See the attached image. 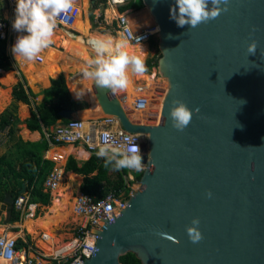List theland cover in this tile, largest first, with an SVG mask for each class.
Returning <instances> with one entry per match:
<instances>
[{
  "label": "water",
  "instance_id": "95a60500",
  "mask_svg": "<svg viewBox=\"0 0 264 264\" xmlns=\"http://www.w3.org/2000/svg\"><path fill=\"white\" fill-rule=\"evenodd\" d=\"M142 3L159 27L157 69L168 89L158 122L147 124L92 81L101 112L147 135L148 168L120 214L101 218L83 264H123L128 252L142 264H264V0H230L227 12L194 29L170 19L174 0ZM252 40L257 52L249 55ZM173 99L199 110L182 132L168 116ZM193 218L203 235L195 244L185 231Z\"/></svg>",
  "mask_w": 264,
  "mask_h": 264
},
{
  "label": "built area",
  "instance_id": "2783aa9c",
  "mask_svg": "<svg viewBox=\"0 0 264 264\" xmlns=\"http://www.w3.org/2000/svg\"><path fill=\"white\" fill-rule=\"evenodd\" d=\"M11 2L12 13H14L16 0H9ZM81 1L76 0L74 8L67 14L61 15L57 18V25L70 33L77 34L73 27L77 18L81 17ZM95 0H88L92 3ZM139 0H105L108 7H114L116 13L113 15L115 20V30L122 38L126 39L132 44H149L151 38L158 36L159 27L154 23L150 28H142L138 31L132 28L131 22L128 19V11H133V8L120 11V6L129 3L134 4ZM26 33H18L12 29L11 21L5 17V20H0V39L6 40L8 44V53L13 57L10 49L15 43L18 35ZM135 37H140L139 43ZM148 47V46H147ZM147 57V56H146ZM165 94V93H164ZM162 94V99L164 97ZM148 97L145 93H138L132 102L134 110H144L148 106ZM160 112L162 110V101L160 102ZM160 117V113H159ZM89 125L86 126V121L80 118H70L66 121H60L55 124L50 130L45 132L50 144H73L81 146L87 152L92 154L97 149L110 147H124L129 144L130 138L140 136L135 143L139 145L141 154L147 146V135L139 133H130L125 131L119 124L117 118L113 115H107L102 118L88 119ZM9 130L3 129L0 131V138L5 136ZM148 168V162L143 165V171ZM128 170V176L133 178L134 170ZM143 171H140L141 173ZM62 181V172L52 170L47 175L43 182V191L52 194ZM132 194V191L131 193ZM54 195V193H53ZM52 195V197H53ZM28 196L20 195L15 201V209L23 213L28 207L32 206L28 203ZM74 199L73 215H75L80 222L74 228L72 238L68 240L67 246L61 247L50 255H46L41 251V256H31L29 254L28 245L19 246L18 239H22L25 243L26 239L7 236V231L4 229L0 233V259L7 264H83L85 257L90 258L94 250L96 239L99 235L95 233V229L101 231L105 221L103 219L113 220L120 214L121 208L126 204L127 200L121 196H115L114 193L109 192L102 198H95L81 191H71L70 201ZM30 214V213H29ZM114 214V217H113ZM59 228H54L58 231ZM42 239H46L44 232L39 234ZM55 235H57L55 233ZM62 242H65L63 239ZM54 246V244H53Z\"/></svg>",
  "mask_w": 264,
  "mask_h": 264
},
{
  "label": "clouds",
  "instance_id": "9594fccd",
  "mask_svg": "<svg viewBox=\"0 0 264 264\" xmlns=\"http://www.w3.org/2000/svg\"><path fill=\"white\" fill-rule=\"evenodd\" d=\"M230 0H174L169 8V16L178 27L187 26L190 29L197 28L201 24L218 19L222 13L229 10ZM76 0H16L14 18L11 22L12 29L18 33L15 43L11 46L14 57L26 62H33L45 49L53 43L57 18L62 14L67 15L75 6ZM140 37H135L139 43ZM95 52L94 58L87 61L83 70V76L94 81L101 89L110 90L113 94L128 88L129 72L143 75L146 64L143 59L136 55H129L124 51L126 42L112 45L111 39H93L91 41ZM246 51L249 55L257 52V42L252 40L247 44ZM264 56V53L261 54ZM194 111L179 100L173 99L168 111L171 126L177 131H184L192 122ZM140 136L130 138L129 144L124 147L101 148L97 153L105 158V167L111 166L112 170L122 169L143 171L142 155L139 145L135 141ZM211 198L212 193H205ZM199 219L193 218L191 226L185 231L192 243H199L203 235L199 230ZM162 238L172 239L166 233H157ZM115 243V241H113Z\"/></svg>",
  "mask_w": 264,
  "mask_h": 264
},
{
  "label": "trees",
  "instance_id": "16d2710c",
  "mask_svg": "<svg viewBox=\"0 0 264 264\" xmlns=\"http://www.w3.org/2000/svg\"><path fill=\"white\" fill-rule=\"evenodd\" d=\"M100 2L105 3V0H95L91 6V12ZM130 8H134V4L122 5L119 9L124 11ZM90 18L93 22L92 13ZM102 18L103 15L100 16V19ZM0 20H5L1 11ZM89 25L88 18H86L82 33L84 37L88 36L90 32ZM79 26L83 27L82 21ZM113 26L115 27V23ZM79 35L72 33L75 39L79 38ZM149 45L155 48L156 53L147 61V66L149 68L157 67L158 59L161 56L158 49V40L151 38ZM13 65V60L8 53L7 41L0 39V69L7 71L12 69ZM55 79L52 86L46 90L48 95L46 100L39 105L34 100L36 94L27 85L23 76L12 87V98L18 105L22 106L24 116L26 115L24 119L26 127L30 131H39L42 134V139L38 142H25L33 150V162H24L16 167L5 155L0 156V202L7 211V218L4 223H13L21 220L22 212L16 210L14 206L16 199L20 195L29 196L28 203L31 204L41 203L47 206L51 203L50 193L43 191V182L54 167V162L42 157V152L47 150L50 145V141L45 137L44 128L49 129L59 119L66 121L67 119H63L59 114L63 109L77 110L85 108L84 102L77 101L71 97L62 74L55 76ZM13 117L12 114L4 115L0 122V130L9 125ZM99 151L100 149H97L87 160L81 162L73 156H69L64 165V171H73L83 176L80 191L85 194L98 199L112 192L115 196H121L127 200L132 191V183L139 181L142 173L134 172L133 179H128L127 169L114 171L111 166L105 167V158L97 155ZM23 188L24 190L22 191ZM29 239V236H27L26 243L22 239H18V245L27 246ZM120 261L123 264H142L136 255L131 252L120 256Z\"/></svg>",
  "mask_w": 264,
  "mask_h": 264
},
{
  "label": "bare ground",
  "instance_id": "6f19581e",
  "mask_svg": "<svg viewBox=\"0 0 264 264\" xmlns=\"http://www.w3.org/2000/svg\"><path fill=\"white\" fill-rule=\"evenodd\" d=\"M147 10L148 11L146 13L145 11H142L132 15L131 19L133 22L130 20L132 24H138L139 27L148 24V19L150 16L149 13L151 14V12L148 8ZM115 13L116 10L114 7H110L106 10L107 17H112V15H114ZM151 17L155 23V19L152 14ZM77 22L78 19L76 20L75 25L77 24ZM99 38L106 40L110 38L113 46L120 42H126L125 48L123 50L128 52L129 55H136L143 60L148 54V48L146 44L129 43L120 35L112 36L109 33L100 34L97 32L93 33V35L90 36V42L93 39ZM53 40L54 43L52 44V46L54 47L50 46L49 48L45 49L33 62H26L18 58L20 67L28 77L29 84L35 90L46 87L49 82V76L56 73L57 71L70 72L73 67H76L78 69V74L69 77L70 90L76 98H83L89 101V103L91 104L90 106L97 108L96 114H99L101 112V109L98 105L94 91L92 90L93 80L84 77L82 74L83 70L87 66V61L90 58H94L95 56L92 45L86 44L81 40H74L60 29H55ZM55 47H61L62 50L58 51ZM57 57L61 60L58 61V59H56ZM34 66L36 67L34 68ZM32 69L35 73L32 72ZM7 80L8 82L14 81L12 78H8ZM129 80L130 83L128 88L124 91L117 92L116 95L120 96V98L124 97L123 99H125V102L122 103L125 106V109L130 118L134 120L139 119L144 121L146 118L155 115V117H158L159 120V108L162 99H160L159 103H156V99L154 97L158 93L164 94L167 91V78L165 77L164 79H158L155 71L150 73L145 72L143 75H137L129 72ZM138 93H145L148 97L149 102L148 106L144 110L136 111L132 107V102L134 97ZM90 114V109L82 111L81 113L82 119L86 121V126L89 125L87 119L90 117ZM67 176L69 178L70 173H68ZM70 196L71 193L66 191V187L59 184L56 190V195L54 196L51 205L47 208V211L42 216L34 218L32 213L35 210L36 206L32 205L29 210V212L32 213L27 215V218L21 224V227H23L27 233H30L34 236H38L39 232H44L46 239H42L40 237L37 242H39L42 252L46 255H50L61 247L68 245V243L62 242V240L64 239V235L62 234L57 236L55 235L53 230L54 228L59 227L61 224L68 222V218L72 216L74 203L73 201L69 200ZM3 230L4 226L1 225L0 233ZM17 235H19V232H7V236L9 237H16ZM0 264L7 263L0 259Z\"/></svg>",
  "mask_w": 264,
  "mask_h": 264
},
{
  "label": "rangeland",
  "instance_id": "374dc122",
  "mask_svg": "<svg viewBox=\"0 0 264 264\" xmlns=\"http://www.w3.org/2000/svg\"><path fill=\"white\" fill-rule=\"evenodd\" d=\"M82 3H81L82 14H81V17L78 18V22L75 25V29L80 30V32H77V34L80 33V39L79 40L83 41L86 44L92 45L91 42H90V36H92L93 33H97V32L100 33V34L109 33L112 36H118V33L116 32L115 27L113 26L114 23H115L113 15H112V17H107V15H106V10L108 8H110V7H108V5L106 3L100 2L98 4V6L94 10H92V12H91V6H92L91 3H88L87 6H86V3H84V1ZM0 11L3 13L4 17H6L7 19H9L12 22V20L14 18V13L11 12L12 11L11 2L9 0H0ZM142 11H145V13H146L148 11L147 10V6H145L142 3V0L136 1L134 3L133 11L128 12L129 13V15H128L129 21L130 20L132 21V19H131L132 15H134L135 13L142 12ZM91 13H92L93 18H94L93 22L96 23V25H94V23L91 21V18H90V14ZM101 15H103L102 19H100ZM149 15L150 16H149V19H148V24H146L144 26H141V27H139L138 24L137 25L132 24L133 21L132 22L130 21L131 25H132V28L134 30L138 31V30H140L142 28H150V27H152L154 25V21H153L150 13H149ZM86 18H88V21L90 23V25H89V31L90 32H89V35L87 37H84L82 35L83 30L81 31V29H83L84 26H85ZM81 21H83V28L79 26V23ZM56 29H60L65 34L69 35V32L63 30L60 25H57ZM155 39L158 40V36H155ZM146 46H148L147 47L148 48V54H147V57L144 59V62L146 64V68H147L146 73H150V72L155 71L156 74H157V78L158 79L159 78L160 79H164L165 77L162 76L159 73L157 67L149 68L147 66V61L149 59H151L155 55L156 52H155V48L154 47L150 46L149 44L148 45L146 44ZM51 47H54V46L51 45ZM55 48L58 51L62 50L61 47H55ZM60 60L61 59L58 58V61H60ZM71 67H73V66H71ZM8 71H10L13 75L16 74L17 77L15 79V82L10 86V96H9L10 100H7L6 95L3 93V91L0 90V100H2L3 102H7V105L4 107V109L0 111V122H1V119L3 118L4 115L12 114L14 116L12 118V120H13L12 122H13V124L15 126H17L18 125V104L13 100L12 94H11V90H12V87L21 79V76H23V78L26 80L28 86H30V84L28 82V78H27L26 74L24 73L23 69L18 64H14L13 68L8 70ZM58 72L59 71H57L56 73H58ZM56 73H54V74H56ZM64 73H66L68 77L69 76H73V75L78 74V69L76 67H73V69H71L70 72L64 71ZM2 77H3V72L0 73V89L1 88H6V85L3 82ZM154 98L156 99L155 100L156 103H159L160 99H162V94L158 93ZM77 99H83V98H77ZM0 105H1V102H0ZM158 108H159V106H158ZM86 110H89V109H85V111ZM105 116H107V114H104L103 112H101L99 114L91 113L90 117L88 119H91V118H93V119L102 118V117H105ZM76 117L82 119L81 114H77ZM72 118H74V117H72ZM156 120L158 122V117L156 118L155 115H152L149 118H146L144 121L143 120H139V119L136 120V121H141V122L147 123V124H156L157 123ZM9 127L4 128V129L9 130V132L7 134H5L6 138H5V136L3 138H0V145L3 144L2 141H3L4 138H5V141H6L5 143H9L10 141H12V139H13L12 137H15V136H13L14 132L12 133V131L9 129ZM58 164H57V167H59ZM132 175H133V173H132ZM129 176H128V179H133V178H131ZM70 179H69V181L71 183V180H73V179H71V180ZM4 181L6 182V180H4ZM69 181H67V183H65V184L67 185ZM5 185H7V184H5ZM72 185H74L73 181H72ZM74 187L75 186H72V188H74ZM139 187H140L139 181H136V182L132 183V185H131L132 193L134 191H136ZM76 191H78V187L76 188ZM72 201L74 203V199ZM49 205H47V206H38L37 208H35L33 213L29 212V209L27 207L22 213L21 220L13 222V223H4V221L7 218V211L3 208V206H0V224L4 226V229L7 232L8 231H10V232H19V237L20 238L26 239V237L29 236L30 239H29L28 250H29V254L31 256H41V254H40L41 251H42L41 248H40L41 246H40L39 242H37V241L41 237L39 234L42 233V232H39L38 236H34V235L30 234V233H27L26 230L23 227H21V224L27 218V215H29V213H32L34 218L42 216L47 211V208L49 207ZM72 213H73V210H72ZM78 222H80V219H78L75 215L72 214V216L69 217L68 222H66L64 224H61L59 227H57V228H59V230L55 231V233L57 234V236L63 234L64 235V240H65V242H67L68 240H70L72 238V235H73V232H74V228H75V226L77 225Z\"/></svg>",
  "mask_w": 264,
  "mask_h": 264
},
{
  "label": "crops",
  "instance_id": "0c3cea01",
  "mask_svg": "<svg viewBox=\"0 0 264 264\" xmlns=\"http://www.w3.org/2000/svg\"><path fill=\"white\" fill-rule=\"evenodd\" d=\"M83 1L84 0H82L81 3ZM84 3H86V6L88 5V1L87 0H85ZM75 22H74V25H73L74 28H75ZM63 30H65V29H63ZM75 30H77V29H75ZM82 30H84V28L81 29V31ZM77 32H80V30H77ZM69 36L72 39H74V40H79L80 39V35H79V38L75 39L72 36V33H70V32H69ZM11 59L13 60L14 64H18L20 66V62H19L18 58L14 59V57H11ZM56 59H58V58H56ZM35 67L36 66H34V68ZM1 72H3L2 79H3V82L6 85V88H1L0 90L3 91V93L6 95L7 100H10L9 99L10 86L15 82V79H16L17 75L16 74L13 75L10 71H8V70L6 71V70H3V69H0V73ZM32 72L35 73L33 69H32ZM59 74H62L64 76L65 83H66L67 89H68L71 97L73 99L77 100V101H82V102L85 103V108L76 110V111H78V114H81L82 111H85V109H90L91 113H93V114L97 113V108H95L93 106H90L91 104L89 103V101H87L85 99H77L72 94V92L70 90V86H69V77L70 76L68 77L67 74L64 73V72L63 73L62 72H58V73H56L54 75L49 76L48 77L49 82H48L46 87L39 88V89L35 90L31 85L29 86L31 88V90L36 94V97L34 99L36 104L39 105V104H41L42 102H44L46 100V98L48 96L47 93H46V90L49 89L52 86L53 81L56 80L55 76L57 77ZM8 78H12L14 81L13 82H8V80H7ZM28 82H29V80H28ZM11 92H12V90H11ZM123 98H120V96H119V99L122 102H125V99H123ZM0 102H1V105H0L1 106L0 107V111H1L7 105V102H3L2 100H0ZM92 109H94V110H92ZM63 110H65V109H63ZM70 110H73V109H70ZM76 116L74 118H78ZM25 118H26V115L24 116V112L22 110V106L18 105V125L15 126L13 124V122H12L13 120H12L9 125H6L4 127V128H6V127L10 126L9 129L12 131V133L14 132L13 136H15V137H12L13 139L9 143H5L6 142L5 141L6 136H5V138L2 141L3 144L0 145V156L5 155L7 157V159L16 167H18L21 163H24V162H33V156H32L33 155L32 154L33 150L28 145H26L25 142H38V141H40L42 139V134L39 131H30L26 127V124L24 123V119ZM60 121H62V120L59 119L57 121V123H59ZM53 126H51L49 129L44 128V133L46 131L50 130ZM2 130H0V131H2ZM45 137H46V135H45ZM90 155L91 154L89 152H87L85 149H83L81 146L73 145V144H50L49 148L42 152V157L44 159H48V160L54 162V167H53L52 170H58V171L62 172V181L59 184L65 186L66 187V191L70 192V193H71L72 190L76 191L77 187H78V191H80V185L83 182V176L79 175V174H77V173H75L73 171H64V165H65L68 157L69 156H73L76 160L81 162V161L87 160L90 157ZM57 164L59 165V167H57ZM68 173H70L69 178L67 176ZM70 178L73 179V180H71ZM80 178H81V181H80ZM69 179L71 180V183H70ZM67 181H69V182L66 185L65 183H67ZM72 181L74 182V185H72ZM72 186H75V187L72 188ZM23 187H24V185H23ZM23 190H24V188L22 189V191ZM56 190L53 191L55 195H56ZM53 192H52V194H50L51 203H52V200H53V198L55 196V195H53ZM52 195H53V197H52ZM31 205H35L36 206L35 208H37L38 206H46V205H42L41 203H35V204H31ZM0 206H3V204L1 202H0Z\"/></svg>",
  "mask_w": 264,
  "mask_h": 264
}]
</instances>
